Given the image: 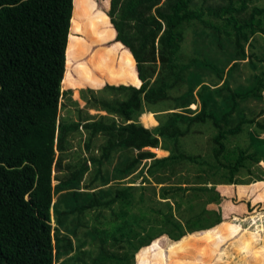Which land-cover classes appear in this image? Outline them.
<instances>
[{
	"label": "rangeland",
	"instance_id": "obj_1",
	"mask_svg": "<svg viewBox=\"0 0 264 264\" xmlns=\"http://www.w3.org/2000/svg\"><path fill=\"white\" fill-rule=\"evenodd\" d=\"M163 1L86 0L97 11L107 13L109 19L96 22L82 7L80 16L88 18L87 23L75 24L74 30L81 35L71 39L70 20L65 54V58H70L68 63L65 60L61 90L62 96L65 91L67 94L63 119L69 124H90L85 128L100 121L111 124L114 119L118 122L115 116L105 111L104 107H108L105 103L111 102L112 108L117 110L129 97V91L119 90L121 86L141 88L139 106L131 109L124 129H130L132 124H143L149 136L157 141V144L146 145L158 148H142L155 154L153 159L143 158L149 154L140 155L139 149H128L131 155L128 159L125 146L122 144L119 148V139L131 135L126 136L127 132L118 134L108 128L109 134H100L92 140L88 131L81 128L72 135L63 166L56 163L54 176L52 168V184L56 183L54 178L59 181L68 179L84 160L86 174L81 177L79 189L59 193L53 202L54 211L49 209L51 233L55 228V235L61 240L56 243L52 234V248L55 250L58 246L59 251L64 252L65 249L61 248L67 245L69 249L59 253L57 258L55 255L52 264H61L62 261L64 264H93L102 251L101 239L106 236V248L109 247L111 253L120 254L113 257V264H124L125 261L139 264L144 253H155V258L148 264H179V261H183L182 264H264V157L251 138V133L255 132L258 141H264V118L235 114L236 99L229 89H223L226 93L223 97L217 93L221 81L227 77L230 87L235 84L247 86L252 72L259 71L251 63L264 67V8L259 6L264 0H224L219 6L217 0L212 7L209 5L211 0H175L167 7H163ZM248 4L251 11L246 8ZM142 6L154 12L156 23L141 32L136 48L122 40L118 30L121 25L117 27L111 15L113 10L122 14L135 13V9ZM208 12L215 18H207ZM72 16L73 9L71 19ZM117 20L119 23V18ZM202 20H207L213 31L206 32ZM100 21L108 27L107 31L99 32ZM111 24L116 33L109 29ZM230 28L236 32L242 49L239 62L231 58L226 64L222 63L221 81L215 78L209 81L203 77L194 88L184 84L179 86L173 63L188 67V59L192 56L201 58L203 64H211L209 61L216 56L215 53L224 48L226 39L221 36ZM111 35L113 38L105 41ZM149 39H156L158 45L148 46ZM104 47H111L113 52L107 49L109 56L105 55ZM96 53H100L98 59ZM234 61L238 64L231 77L229 72ZM200 93L224 104V110L215 111L213 103L200 97ZM255 105L253 102V109L264 111V102L258 108ZM211 110L214 117L203 122L195 120L202 112ZM190 120L188 132L184 135L166 137V133L159 130L162 126L171 128L174 125L184 128ZM75 126L62 129L68 132ZM219 132L222 136L215 141ZM103 143L108 146L105 153L100 151ZM59 156L62 154L57 153V159H61ZM157 160L161 162L159 166H156ZM242 160L246 168L238 167ZM160 171L166 173L158 177ZM122 191H129L130 196L126 199L132 197V205L123 202ZM163 203L172 208L181 204V209L171 217V210L167 211ZM85 204L96 209L94 212L90 210L92 214L83 219ZM191 205L198 206L193 208ZM113 208L116 214H112ZM138 208L149 213L148 219L141 218V223L132 217ZM187 210V214L182 215ZM59 212L72 215L67 217ZM124 220L135 222L144 234L148 233L149 240L142 243L134 238L122 240L117 231L114 234L118 239L110 240L108 235ZM146 224L148 229L144 226ZM206 234L213 235L204 239ZM188 235L191 242L180 251H173L177 262L172 263L171 247ZM66 237L68 241L65 242L62 239ZM124 247L127 248L125 255ZM156 249H162L161 253Z\"/></svg>",
	"mask_w": 264,
	"mask_h": 264
},
{
	"label": "trees",
	"instance_id": "obj_2",
	"mask_svg": "<svg viewBox=\"0 0 264 264\" xmlns=\"http://www.w3.org/2000/svg\"><path fill=\"white\" fill-rule=\"evenodd\" d=\"M174 1L164 0L163 7L170 6ZM213 2L216 3L217 0L209 2L211 7ZM224 2V0H218L216 5H222ZM256 2H259V0ZM259 6L264 8V4ZM82 7L96 22L101 19H109L107 13L97 11L92 3H87L86 0H0V264H52L55 255L57 258L59 253L62 252L59 251L57 244L55 250L52 248V234H54L56 243L61 240L56 237L55 228L51 233L49 209L54 211L53 202L56 195L69 191L71 188L79 189L81 187V177L86 174V160L81 163V166L75 172L71 173L68 179L59 181L53 177L56 181L54 185L52 184L51 172L53 168L54 176L56 163L59 167L63 166L65 153L70 147V138L81 128L88 131L92 140L100 134H109L108 128L118 134H124L125 132H127L126 136L131 134L129 137L124 136L125 138L119 139L121 144L119 148L121 149L122 144L125 146L124 153L128 156V159L131 157L128 149H139L140 155L149 154L144 155L143 158L153 159L155 154L149 150L143 151L142 148H153L151 150L158 148L147 146L148 144H155L157 141L149 136V131L143 124H132L130 129L128 127L124 129L131 116V109L139 106L138 96L142 93L141 88H135L134 86H121L120 89L118 88L119 90L129 91V97L122 103V107L117 110L112 108L113 104L111 102L105 103V106H108L104 107L105 111L115 116L118 122L114 119L111 120V124L100 121L93 126L91 125V128H85L90 124L85 126L69 124L63 119L64 100L67 94L65 91L62 96L61 90L65 60L68 63L70 58L69 56L65 58L69 37L68 31L71 20L70 39L73 36L81 35L74 30V25L78 23L86 25L87 23L88 18L82 19L80 16ZM246 8L251 11L250 4ZM72 9L73 16L71 19ZM126 13L123 12L122 14L118 13L117 10L116 12L113 10L112 20L117 27L121 25L118 30L122 40L138 47L139 38L142 36L141 32H146L151 24L156 23V15L144 6L136 8L135 13ZM207 16V18L209 16L215 18L211 12H208ZM117 18H119V23L116 22L118 21ZM202 24H204L206 32L213 31L212 25H209L207 20L203 21ZM98 27L99 32L100 30H108V27L103 25L101 21L98 22ZM109 29L116 33V29H113L112 24ZM83 30L85 29L83 28ZM253 32L256 33V31ZM240 34L245 33L240 32ZM221 37L226 39L224 48H221L222 53L219 52L221 55L215 53L216 56L209 61L211 64H203L201 58L192 56L188 59L190 61L188 67L185 64L173 63L172 69L174 67L173 70L177 74L176 78H178L177 83L179 86L184 84L185 87L194 88L197 86L196 84L202 82L203 77H207L209 81H214L211 80L212 78L220 80L223 62L226 64L231 58H236V61L239 62L238 57H240L242 49L240 42L236 39L237 34L234 29L230 28L228 33ZM112 38L111 35L108 40L101 39L109 41ZM157 43L156 39L154 41L149 39L147 45L157 46ZM104 48L105 55L109 54L106 52L107 49H109V52H113L111 47ZM99 55L100 53L98 55L96 53L95 57L98 59ZM236 61L233 62L232 67H234L229 72L231 77L236 71L235 66L238 64ZM190 63L194 65V69L191 68ZM251 66L259 69V71L252 72L247 86L238 87L235 84V86L230 87L227 77L222 81L220 80L221 89L217 93L223 97L226 94L223 89H229L236 99L235 114L245 113L246 115L249 114L250 117H254V119H257V117L263 119L264 111L262 112L261 108L256 111L252 106L255 102V106L258 108L260 103L264 102V67L257 63H251ZM182 89L185 91V88ZM180 92L181 88L178 89V93ZM201 96L205 97L209 103H213L212 107L215 111L221 112L224 110L225 105L216 102L210 95L200 93ZM59 105H61V108H59ZM210 117H214L212 110L202 112L195 120L203 122ZM190 122L191 120L184 128L174 125L171 128L162 126L159 130L161 133L165 132L166 137H177L188 132ZM65 126L68 128L75 126V128L70 129V133H68L69 131H63ZM221 136L222 133L219 132L215 137V141H218ZM251 138L259 146V150L264 157V141H258V134L255 132L251 133ZM110 145L109 142L108 146ZM106 146V143H103L100 146V151L104 150L105 153ZM87 149H89L88 146ZM57 153L62 154V156H59L61 159H57ZM156 162H158L156 166L161 163L160 160ZM238 167L246 168L244 160L240 161ZM162 173L166 172L160 171L158 177ZM122 193L125 200L123 202L132 205V197L126 199V196H130L129 191H122ZM196 195L200 197V194ZM52 197L53 199H51ZM94 199L96 197H93ZM99 204L97 201V205ZM163 205L167 208V211L171 210L169 215L171 217H175L176 210L181 209V204L175 205L174 208L168 203H163ZM191 206L196 208L198 205ZM84 207L82 215L84 216L83 219H86L87 214H92L96 207L89 208L86 204ZM90 210H92L91 213ZM187 212L188 210L182 215L187 214ZM113 213L116 214L114 208L112 209ZM59 214L67 217L72 215L69 212H59ZM148 216L149 213L142 208H138L137 214L132 215L133 220L138 223H141V218L148 219ZM53 220L55 221L54 216ZM144 226L146 229L149 228L148 224ZM116 231L122 240L128 241L130 238H134L140 243L149 240L148 233L144 234L142 229L132 221L124 220L122 224L118 225L108 235L110 240L118 239L114 234ZM212 235L206 234L204 239ZM91 237H93L92 234ZM190 237L189 235L184 237L180 243L171 247L172 263L177 262L173 251L183 249L191 242ZM105 238L101 239L102 251L95 258L93 264H113V257L120 255L119 253H111L109 247L106 248ZM93 239L97 240L94 237ZM62 240L66 242L68 237ZM132 243L134 244L133 241ZM68 244L73 247L71 241ZM67 247L66 245L61 249H65V252L69 250ZM126 251L127 248L124 247L123 255L126 254ZM155 251L161 253L162 249H156ZM123 255L121 254L122 258ZM153 258H155V253H144L140 257L139 264H148ZM162 259L164 262V257ZM182 262L179 261V264H182ZM61 264H64V262L62 261ZM124 264H130V261H125Z\"/></svg>",
	"mask_w": 264,
	"mask_h": 264
}]
</instances>
